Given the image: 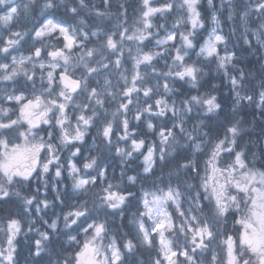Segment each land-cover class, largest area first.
<instances>
[{"label": "snow or ice", "instance_id": "snow-or-ice-1", "mask_svg": "<svg viewBox=\"0 0 264 264\" xmlns=\"http://www.w3.org/2000/svg\"><path fill=\"white\" fill-rule=\"evenodd\" d=\"M102 3L104 10L91 0L72 4L0 0L4 6L0 15V204L14 203L28 217L56 207L55 201L59 205L66 199L75 201L70 211L51 223L42 220L46 230L30 221L28 231L35 229L39 236L30 254L34 259L47 254V264H146L135 257L141 247L154 248L159 237V251L147 264H264V149L257 167L256 154L249 147L252 141L241 143L247 135L245 125L251 122L235 119L252 107L260 110L264 120V66L258 86L250 71L237 67V52L229 50V37L220 28L214 0H207V5L213 9L215 27L203 43L198 41L206 19L200 11L201 0H165L159 7L142 0L140 15L132 23L122 0L114 13L112 0ZM228 5V19L235 13L244 26L241 38L248 49L264 48V0H236L235 4L228 0ZM61 6L68 19L54 17ZM157 13L175 16L171 28L152 23ZM253 15L260 23L250 31ZM249 36H255V44ZM29 39L33 43L24 55L21 48ZM48 39L62 46L45 44ZM206 61L215 62L232 94V118L223 138L203 131L209 127L205 121L212 119L209 114L223 110L217 96L191 94L204 86L200 81ZM176 84L187 85L188 90L180 92ZM93 130L97 154L90 150L82 168L78 167L74 161ZM149 134L158 137V142H149ZM113 152L120 159L119 180H127L125 187L112 183L117 179L108 163ZM134 154L143 156V176L128 174ZM221 154L231 161L223 167L219 166ZM202 155L208 156L203 176ZM176 157L183 162L168 173L167 183L160 179L164 187L138 197L132 190L138 180L155 176L157 167L162 171ZM65 173L71 185L61 188ZM197 179L198 184L189 182ZM49 189L55 192L52 202L47 198ZM90 192L91 206L83 198ZM134 202L137 212L128 220L134 235L127 238L125 233L119 244L113 236L105 244L107 218L123 221ZM237 215L235 223L242 231L236 237L219 232L229 217ZM145 218L151 221L147 227ZM61 220L65 232L59 227ZM2 230L7 247H0V264H17L15 239L23 230L21 219L10 214ZM73 231L85 234L82 247L69 254L62 248L57 251L60 235L79 245ZM165 232L176 242L166 238ZM218 234L225 237L224 255L211 247ZM208 252L210 260L204 255Z\"/></svg>", "mask_w": 264, "mask_h": 264}, {"label": "trees", "instance_id": "trees-1", "mask_svg": "<svg viewBox=\"0 0 264 264\" xmlns=\"http://www.w3.org/2000/svg\"><path fill=\"white\" fill-rule=\"evenodd\" d=\"M73 2H74V0H64V3H67V4H72ZM235 3H236V0H233V4H235ZM116 5H117V3L113 6L111 12L114 13L116 11ZM1 8H4V6H0V9ZM127 8H128V15H129V23H132L133 21H135L139 17V13L134 12V10L130 7H127ZM200 11L202 13V16H204L206 18L205 19V28L202 29V31H205L208 28L209 24L207 22L208 16H207V13L205 11V8H204V5L202 4V2H201ZM54 17L56 19H68V15L65 13V10L62 6L54 11ZM86 19H87V17H86ZM163 20H164L165 24L167 25V27H169V28H171L172 24L175 22V19H173L172 16H168V15H165L163 17ZM69 22L71 23L72 21L69 20ZM91 22L92 21L89 20V23H91ZM115 23H116L115 19H112L110 26L114 27ZM227 25H228L227 23L221 21L220 26L222 28V31H224L223 33L229 37V44H228L229 50L237 52V60L239 61V63H237V67L242 68L245 71H250L252 78L255 79V83L258 86L259 85V74L261 72L262 66H264L260 61L259 55L262 54L261 51L260 50L257 51L256 48L249 50L247 45L242 44V38L240 35V28H241L240 20H239V17L235 15V13H233V19L231 20V26H227ZM31 26H32V24L30 23V26L28 25V28H31ZM249 27L250 28L255 27L253 19H251ZM230 28L232 29V33L226 34L225 32ZM250 38H251V36H249V39ZM198 41H199V35H198ZM28 42H29V40H28ZM25 45H27V44H23V47L21 48V50L24 49ZM256 47H258V46H256ZM195 59L196 58L193 56V60H195ZM128 67H130V65H128ZM204 69H205V72H204V75L200 81V83L203 84L204 86L203 87L198 86L199 92H197L196 90H192L191 94H193V95L212 94V95L217 96V101L222 105L223 110L219 111L218 113L209 114L212 117V119L205 121L209 125V127L203 129V131H210L213 137H216L217 135H219L220 138H223L225 125L227 124L228 120L230 118H232V112L230 110V106L232 105V103L229 102L228 96L226 94H224V91L226 89H228V87L226 85H223V80L220 76V73H217V71H216V64L214 61H206L204 63ZM213 85H215V89H213ZM177 89H179L180 92H186L188 90V86L184 85L182 88L177 87ZM27 94L28 93H26V95ZM259 111H260L259 109H254L252 107H248V108H245L243 111H241L239 113V115L235 117V119H240L241 117H243L244 119L251 122V123L245 125V131H246L247 135H245L243 137L241 143L247 144L249 140L252 141V144H250L249 147L251 148V151L256 154V158H257L256 166L257 167H259L260 163L262 162L261 151H262V149H264L261 146L262 129H263L262 124L263 123L260 122L256 116L259 113ZM254 114L256 117L255 120H253ZM192 122H195V119ZM95 135H96L95 130H93L89 134L90 137H93ZM258 139H260V143L256 142ZM148 140L149 141L156 140L158 142V137H155L152 134H149ZM121 146L124 147L123 144H121ZM89 152H90V150L86 151V149H83V148L81 149L80 156L77 157L74 161L77 163L78 167L82 168V165L85 162L84 161V158H85L84 154L87 153V156H88ZM91 154L96 155L97 150L95 149L94 152H91ZM172 155L175 156L176 154L173 153ZM112 157H115V158L113 159ZM249 158L251 159V156ZM137 159H138V155L134 154L133 161L130 163L129 169H128L129 175H136L137 172H139L140 164L138 163ZM207 159H208L207 155H202L199 158V166L201 169V172H200L201 176L204 175V162ZM177 162H183L181 157H176V160L173 161L170 166L164 167L162 169V171L159 167H157V169L155 171V176H151L146 180L141 178L140 180H138L137 184L135 185V187L132 190L135 191L137 193V196L139 197V192L142 188H149V187H151V185L153 183L154 184L160 183V179L167 180L168 173L170 171H172L173 173L175 172ZM229 162H231V161H230V158L227 156V154H221V157L219 160V166L223 167L226 163H229ZM108 163L113 168H115V175L117 177V179L113 180L112 183H114V184L120 183L121 187L127 186L126 179L123 182H121L119 180V175H120V170H121L120 169V159H119V157L115 156V152H113L111 154V157L109 158ZM109 171H111V168L109 169ZM208 175L209 176L213 175V173L211 171V167H209V169H208ZM141 176H143V175H141ZM64 177H65V175H64ZM220 180H223L222 177L220 178ZM54 182L55 181L53 180V183ZM189 182L193 183V184H198L199 179L191 180ZM65 185H69L66 177L64 178L63 183H61L60 187L64 188ZM43 195H44V192L42 189L41 190V196L43 197ZM54 197H55V192H53L51 189H49V191L47 193L48 200L50 202H52ZM83 198L87 199L89 201V206H91V201L93 199L92 192H90L87 196H85ZM74 202L75 201H73L71 199H66L64 205H59V202L55 201V203L57 204L56 207H49L48 209H45L44 212H41L39 214L32 213L28 217H25L22 219H21V217H19L20 216V210L16 207V205L14 203L0 204V247H7V244L5 242L7 234L2 229L6 226V220L9 217V215L14 214V215H16V218L21 219L22 225H23V230H22L21 234H19L15 239V244H16V248H17V255H16L17 264H47V261H48L47 254H42L41 258H35V259L30 254V248L32 247V245L34 243V240L38 239L39 236H38L37 232L35 231V229L33 231H28V228H27L28 224L30 221L35 220L36 221V225H35L36 228H40L41 230H46L45 225L42 224V221L37 220L36 216L39 215V217L42 218V220H48L49 221L55 215L62 216L63 213L70 211L71 205ZM13 204L15 205V207ZM130 212H134V213L137 212L136 202H134L133 205L130 206V208L126 212V217L123 221H121V219L119 217H116L115 219H113L112 217L107 218V225L106 226L113 231L114 237L117 239L118 244L122 243V240L125 238V236H124L125 233L129 234V236L127 238H131V236L134 235L130 225L127 222V215ZM238 218H239L238 215L236 217H229L227 224L219 230L222 232H226L228 235H232L233 237H236L238 232L241 230V225L235 223V219H238ZM100 219L104 220L105 217L101 216ZM62 226H63V223L61 220L60 225H59L61 231L62 232L67 231ZM22 234L23 235H25V234L31 235L32 241L22 243L21 242ZM75 234H77V232L73 231L72 235H75ZM66 237H67L66 235H60L56 240L55 246H56L57 251L61 250V248H62L63 250H65V254H69V253L76 251L77 248L74 247L72 243H67L65 241ZM84 239H86L85 235L81 238V241H83ZM147 257L155 258L156 257L155 251L153 250V248L147 249V248L141 247L139 249V253L135 257V259L138 262H146V264H147V261H146ZM53 260H55V256H53Z\"/></svg>", "mask_w": 264, "mask_h": 264}, {"label": "rangeland", "instance_id": "rangeland-1", "mask_svg": "<svg viewBox=\"0 0 264 264\" xmlns=\"http://www.w3.org/2000/svg\"><path fill=\"white\" fill-rule=\"evenodd\" d=\"M97 1H98V3L95 4V5L98 6V7L100 8V10H104L102 0H97ZM225 1H227V0H223V3H224ZM25 2H27V0H26ZM112 2L119 3V2H121V0H112ZM122 2H124V3L126 4L127 7L132 8V9L134 10V12H137V13H139V15H140V9H141V7H142V0H122ZM164 2H165V0H150V6H152V7H159V6H161ZM204 2H205V4H206V8L210 11L209 14H208V20H207V22H208V24H209V27H208V30L204 31V33H200V34H199V42H200V43H203L204 40H206V39L208 38V35H209V33L211 32V29H212L213 27H215V25L211 22V15H212L213 9H211V8L208 7V5H207V0H204ZM41 4H42V0H41ZM216 8L219 9V12H217V10H216V15H217L218 19H219L220 17H225L226 20L229 22V20H228V10H227V12L225 13V15L221 12V11H222V0H218V1H217V7H216ZM145 10H146V9H145ZM37 11H38V10H37ZM110 11H112V9H110ZM2 14H3V12H0V15H2ZM163 17H164V16H163ZM163 17H161V15H160L159 13L155 14V15L151 18V19H152V23H153V24H165V22H164V20H163ZM172 18L175 19V16H172ZM251 18L255 21V27H256V26L260 23V21L256 19V16H255V15H253ZM27 26H28V25H27ZM0 27H2V25H0ZM255 27L252 28V29H249V30L252 31V30L255 29ZM220 28H221V26H220ZM13 30H17V29H16V28H13ZM181 30L183 31V29H181ZM153 31H155V29H153ZM241 31H242V33L245 31L243 25H242ZM202 32H203V31H202ZM228 32L231 33L230 30H228ZM226 33H227V31H226ZM242 33H240V35H241ZM0 34H3V32H0ZM163 34H164V33H163V31L161 30V37L163 36ZM248 38H249V37H248ZM250 39H251V40L253 41V43L255 44V36H251ZM52 40H55V39H48V40H45L44 43H45V44H48V45H49V44H50V45H53V41H52ZM242 41H243V39H242ZM54 45H56V43H54ZM257 46H258V45H257ZM258 47H259V46H258ZM197 50H198V49H197ZM260 51H261V53H262L261 55H262V57H263V65H264V48H261ZM14 54H15V55H20L21 53H14ZM23 54H24V53H23ZM221 54H223V51H222V50H221ZM24 55H27V54H24ZM194 57H195V56H194ZM195 58H196V57H195ZM169 63H171V61H169ZM161 64H163V61H161ZM125 67L128 68V64H126ZM165 70H166V69H165ZM220 76H221V78L223 79L224 83H225V84H228V83H227V80L223 77L222 73H220ZM20 79L22 80V78H20ZM153 83H154V81H153ZM228 86H229V85H228ZM177 87H178V88H181V84H176V85H175V88L177 89ZM169 95H171V94H169ZM174 98H175V97H174ZM74 124H75V120H73V125H74ZM189 126H191V125H189ZM42 127H47V126H46V125H42ZM41 134L43 135V133H41ZM149 142H151V141H149ZM263 144H264V138H263ZM82 148H83V149H86V151H88L90 148H93V145H92V137H90L89 135L86 137V142H85V144L82 146ZM63 155H64V156H67L68 153L65 152V153H63ZM86 156H87V153L84 154V157H86ZM137 161H138V163H140V165H141L139 172H140L141 174H143V156H138ZM64 175L67 176V173H65ZM67 179H68L69 186H70V185H71V180H70L69 178H67ZM126 182H127V180H126ZM164 182L167 183V180H164ZM173 182H175V180H173ZM220 182L222 183L223 180H220ZM209 183L211 184L212 181L210 180ZM33 186H35V181L33 182ZM157 187H164V184H161V183H156V184H154V183H153V184L151 185V187H149V188H142V189L140 190V194H139V195L142 196L144 192H148V193L155 192ZM148 198L151 199V198H152L151 195H149ZM186 206H187V205H185V207H186ZM141 210H142V208H141ZM169 211H173V212H174V209H173V208H169ZM135 214H136V213H130V214H128L127 222H128V220L131 219ZM56 216H57V215H56ZM56 216H54L52 219H55ZM48 222L51 223V221H48ZM145 224H146V227H147V226H149V225L151 224V221H149L147 218H145ZM62 227H63V226H62ZM131 229H132V231H133V233H134L135 230H134V228H133L132 226H131ZM240 231H242V227H241V230H240ZM219 232H222V231L219 230ZM37 234H38V233H37ZM79 234L82 235L83 232H80ZM154 235H155V234H154ZM113 236H114L113 233H111L110 230H109V231H108V235L106 236V238H105V240H104V243H105V244L109 243L111 237H113ZM165 237L168 238V239L173 240L174 243L176 242V241H175V237L172 236V235H171L170 233H168V232H165ZM223 239H224V236H221V235L218 234V235H217V239H216V241H215L214 244L211 246L212 249L215 250L216 253H217L218 255H224V252L222 251V249H223V247H224L223 244H222ZM77 240L80 242L79 245L73 243L74 246H77L76 251H78L79 248L82 247V245H83L85 239H84L83 241H80L79 238H77ZM5 242H6V244H7V237H6ZM67 242H69V239L67 240ZM183 242H184V241H183V239L181 238L180 243L183 244ZM153 250L155 251V255H157V252L159 251V237H157V240H156V246L153 248ZM204 255H205V257L207 258V260H210V258H211V252L205 253ZM100 258H101V257H97V259H100ZM150 259H152V258L147 257L146 261H147V262H150ZM174 259H175V258H174ZM179 260H183V257H179Z\"/></svg>", "mask_w": 264, "mask_h": 264}, {"label": "bare ground", "instance_id": "bare-ground-1", "mask_svg": "<svg viewBox=\"0 0 264 264\" xmlns=\"http://www.w3.org/2000/svg\"><path fill=\"white\" fill-rule=\"evenodd\" d=\"M242 44H244L243 41H242ZM245 45H246V44H245ZM259 56H260V61H261V63L263 64V57H262L261 54H260ZM222 80H223V79H222ZM223 85H226V86L228 87V89H226V90L224 91V94H226V95L228 96L229 102L232 103V94L230 93L229 86H228V84H225L224 81H223ZM181 88H182V87H181ZM231 109H232V105L230 106V110H231ZM256 116H257L258 120H259L260 122L263 123L262 125H263V129H264V120H261V119H260L259 113H258ZM190 125H191V122H190ZM263 138H264V137H262V139H261V146L264 148ZM13 205H14V204H13ZM14 207H15V205H14ZM19 217H21V219H22V218H25V216H23V214H21V213H20V216H19ZM36 219L39 220V221H42V218H40L39 215L36 216ZM29 223H30V222H29ZM27 228H28V227H27ZM31 239H32V236L29 235V234H25V235L22 234V236H21V242H22V243H26V242L32 241Z\"/></svg>", "mask_w": 264, "mask_h": 264}]
</instances>
